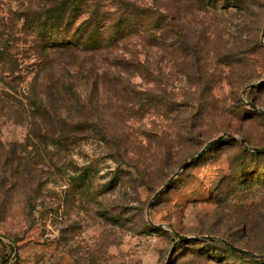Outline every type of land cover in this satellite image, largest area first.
<instances>
[{"label":"rangeland","instance_id":"obj_1","mask_svg":"<svg viewBox=\"0 0 264 264\" xmlns=\"http://www.w3.org/2000/svg\"><path fill=\"white\" fill-rule=\"evenodd\" d=\"M65 1L0 0V264H264L174 233L264 254V0Z\"/></svg>","mask_w":264,"mask_h":264},{"label":"trees","instance_id":"obj_2","mask_svg":"<svg viewBox=\"0 0 264 264\" xmlns=\"http://www.w3.org/2000/svg\"><path fill=\"white\" fill-rule=\"evenodd\" d=\"M66 1H70V0H66ZM66 1L64 2V4L60 5H56L51 7L47 13L49 14V18L47 19V21L49 23H52V21H57V20H61V24L59 23H55V26L59 27V28H63V33L66 34L67 30L71 28L72 31H74L73 35H68V33L66 35H64L65 39H63L64 41L61 42L62 47H64V53H73L72 57L74 58V52L72 50L74 49H78V47H76V43H80V46H83L85 44V41L83 40L85 37L84 35H88L90 37H92V31H91V23H88V20H86L85 22L82 23V25H80L78 28L75 27V20H78L81 18V16L83 15V11H80V5L79 6H74L71 3H66ZM75 3H80V0H75ZM87 24V25H86ZM51 25V24H50ZM86 32V34H84ZM92 41V40H91ZM1 61V59H0ZM70 77L73 78V76L70 74ZM65 89L68 92H71V94L73 95V100L82 103L81 100V93L80 91H78V88L76 87V83L70 82V83H66L65 84ZM256 104V103H255ZM257 105V104H256ZM245 141H247L245 138H243ZM248 143V141H247ZM249 144V143H248ZM250 145V144H249ZM251 146V145H250ZM246 147V146H245ZM252 147V146H251ZM252 148H258V147H252ZM249 149V148H248ZM264 149V148H263ZM252 150V149H250ZM261 154V153H260ZM226 239V238H225ZM228 240V239H227ZM229 241V240H228ZM233 243V242H231ZM225 244V243H224ZM234 244V243H233ZM227 245V244H226ZM235 245V244H234ZM228 246V245H227ZM236 246V245H235ZM229 247V246H228ZM238 247V246H237ZM230 248V247H229ZM240 248V247H239ZM231 249V248H230ZM246 249V248H245ZM232 250V249H231ZM249 250V249H248ZM252 251V250H251ZM235 252V251H234ZM254 252V251H252ZM237 253V252H236ZM255 253V252H254ZM239 254V253H238ZM258 254V253H257ZM241 255V254H240ZM243 255V254H242ZM247 257H251L248 255H245ZM251 258H257V257H251ZM257 259H262V258H257ZM264 261V259H263Z\"/></svg>","mask_w":264,"mask_h":264},{"label":"water","instance_id":"obj_3","mask_svg":"<svg viewBox=\"0 0 264 264\" xmlns=\"http://www.w3.org/2000/svg\"><path fill=\"white\" fill-rule=\"evenodd\" d=\"M261 42L264 45V29H263V32H262ZM262 84H264V80H261L259 83H255V84H252L250 86H247L245 88V90L243 91V94H245L249 89H253L256 86H261ZM243 102L246 103L247 105H249L252 109L257 110V111H260L261 113H264V108L262 109V108L258 107L254 102L247 101L246 99H243ZM231 136H232V134L225 133L222 136H218V137L213 138L212 140H210L208 142V144H206V146L196 156H194L192 159L186 161L183 165H181L179 167L178 171L174 174V176L172 177V179L167 184H165L158 191V193L156 194V196L154 197V199H156L159 195H161L167 189V187L178 177V175H179L178 173L180 171L184 170L185 168H187L188 166H190L192 163H194L195 161L199 160L206 153V151L208 150V148L210 146L216 144L223 137H231ZM239 141L242 142V144L245 145L247 148L252 149L253 151H255L257 153L264 154V149L263 148H252L247 143V141H245L243 138H239ZM151 204H152V202H150V204H149L150 205L149 209L152 206ZM149 223H150V225H152V226H154L156 228H166V227H168L167 225L156 224L151 218H149ZM174 233L179 237V239H182V240H189V239H198V240L201 239V240H206V241L220 240L223 243L227 244L233 251H235V252H237L239 254H243V255H248V256H251V257H257V258L264 259V254H257V253L252 252L251 250H248V249H245V248H242V247L239 248V247L235 246L233 243H231L230 241H228L227 239L221 238V237L216 236V235H211V236L210 235H204V236H188V235L179 233V232H177L175 230H174Z\"/></svg>","mask_w":264,"mask_h":264}]
</instances>
